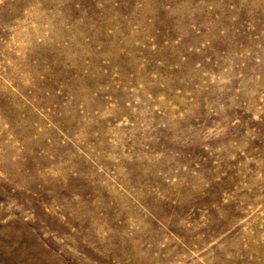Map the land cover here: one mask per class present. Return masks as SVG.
I'll list each match as a JSON object with an SVG mask.
<instances>
[{
  "label": "rangeland",
  "instance_id": "obj_1",
  "mask_svg": "<svg viewBox=\"0 0 264 264\" xmlns=\"http://www.w3.org/2000/svg\"><path fill=\"white\" fill-rule=\"evenodd\" d=\"M0 264H264V0H0Z\"/></svg>",
  "mask_w": 264,
  "mask_h": 264
}]
</instances>
